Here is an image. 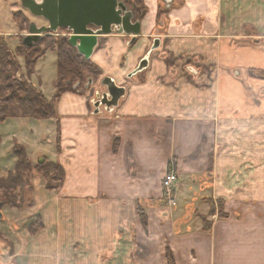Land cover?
Segmentation results:
<instances>
[{
    "label": "crops",
    "instance_id": "crops-1",
    "mask_svg": "<svg viewBox=\"0 0 264 264\" xmlns=\"http://www.w3.org/2000/svg\"><path fill=\"white\" fill-rule=\"evenodd\" d=\"M142 2L133 43L98 38L89 59L99 79L63 92L54 117L0 122L1 173L14 169L15 142L33 168L45 159L64 171L56 189L33 172L27 207H5L0 264H167V249L175 264H264V80L245 77L264 65V0ZM12 4L0 0L3 15ZM156 38L147 68L129 78ZM55 77L47 50L29 82L51 100ZM104 77L125 94L95 112Z\"/></svg>",
    "mask_w": 264,
    "mask_h": 264
},
{
    "label": "trees",
    "instance_id": "trees-1",
    "mask_svg": "<svg viewBox=\"0 0 264 264\" xmlns=\"http://www.w3.org/2000/svg\"><path fill=\"white\" fill-rule=\"evenodd\" d=\"M131 2L135 5L137 17L141 18L146 12L142 0H131ZM12 18L19 30L24 29L23 24L27 23V19L21 11L13 12ZM47 50H53L56 53V77L53 82L55 95L51 100H47L42 92L29 82V76L34 73L35 63ZM17 56H22L24 59L26 75L21 73ZM17 73L20 75L18 76ZM100 75L99 68L90 59H85L78 54L75 47L68 42L67 36L44 35L31 47L21 44L14 52L0 38V122L8 117L35 119L54 117L56 101L63 92H83L85 87L82 84L89 79L96 81ZM12 153L16 157V163L13 171L0 177L1 188L6 191L18 189L21 194L24 189L29 191L31 190L30 177L33 172H37L45 178L46 188L56 189L59 187L64 177V171L58 163L40 159L36 167L33 168L24 147L16 142L12 147ZM12 206L20 207L17 203ZM138 210L145 226V215L140 208ZM220 214L222 215V213ZM40 225V221L37 220L30 225L29 230L35 232L40 228ZM165 256L167 264H175L170 250H166Z\"/></svg>",
    "mask_w": 264,
    "mask_h": 264
},
{
    "label": "water",
    "instance_id": "water-1",
    "mask_svg": "<svg viewBox=\"0 0 264 264\" xmlns=\"http://www.w3.org/2000/svg\"><path fill=\"white\" fill-rule=\"evenodd\" d=\"M22 8L31 15L45 20L46 24L30 22L27 33L22 37V44L31 47L43 35L65 29L68 42L78 54L89 59L100 36L111 34L130 37V44L140 35L139 20L133 21L132 12L119 0H20ZM160 45V39L153 40L150 49L140 59L138 65L128 74L132 77L147 68L149 55ZM105 88L101 97L94 101L95 112L99 106L110 110L117 106L125 94V87L118 86L110 77L101 79Z\"/></svg>",
    "mask_w": 264,
    "mask_h": 264
},
{
    "label": "rangeland",
    "instance_id": "rangeland-1",
    "mask_svg": "<svg viewBox=\"0 0 264 264\" xmlns=\"http://www.w3.org/2000/svg\"><path fill=\"white\" fill-rule=\"evenodd\" d=\"M11 2L13 3L12 4L13 8L17 7L18 11H21V13H23V15L27 19V23L23 24L24 29L19 30V28H18L17 24L15 23V21L13 20V18H11L8 14L3 15L2 10H4V9L0 6V31H5V32L11 33L10 35L7 33H6L7 35H0V38L6 43L7 47L10 50L12 49L11 51L14 52L16 50V48H18L22 44V37L27 33V28H28V25L30 22H34L38 26L42 25V24H46V23H45L44 19L39 18V17H35V16L31 15L26 9L22 8V6L20 4V0H11ZM67 33L68 32L65 29H59V30H57L56 33H52V34H48V35H52L53 37L65 36V35L67 36ZM17 41H19V42H17ZM16 58L18 59L19 56H17ZM22 59H23V57H22ZM23 63H24V59H23ZM52 65H53V62H52ZM20 66L22 67L23 65H20ZM51 69L52 68H50V70ZM22 74L26 75V72H24V73L22 72ZM17 75L19 76L20 74L17 73ZM245 77L248 79L249 78H255V79L257 78L258 80H264V65L263 66H257V68H250V67L247 68ZM93 83H94V80H93ZM82 86H83V84H82ZM94 87H90V89L93 90ZM104 90H105V88L99 82L96 99H98L101 96V94ZM1 176H5V174L0 172V177ZM27 192H31V191H27L26 189H24V192L21 194L18 191V189L6 191L0 187V220H2V218L4 216L3 211L5 210L6 206L7 207H13L12 204L17 203L18 205H20V207H18V208L27 207V205H28L27 198H26V195H28ZM174 192H176L175 187H174L173 192H172V197H173V195H175ZM1 237H3V236H1Z\"/></svg>",
    "mask_w": 264,
    "mask_h": 264
},
{
    "label": "built area",
    "instance_id": "built-area-1",
    "mask_svg": "<svg viewBox=\"0 0 264 264\" xmlns=\"http://www.w3.org/2000/svg\"><path fill=\"white\" fill-rule=\"evenodd\" d=\"M178 180L177 173L174 169H168L162 179V186L164 190V197L168 200V202H172V192Z\"/></svg>",
    "mask_w": 264,
    "mask_h": 264
},
{
    "label": "flooded vegetation",
    "instance_id": "flooded-vegetation-1",
    "mask_svg": "<svg viewBox=\"0 0 264 264\" xmlns=\"http://www.w3.org/2000/svg\"><path fill=\"white\" fill-rule=\"evenodd\" d=\"M119 1H121V2H123V3L125 4L126 9H127L128 11L132 12V14H133V18H134V16H137V15H136V11H135V5H134V3L131 2V0H119ZM104 91H105V90H104ZM100 97H101V96H100ZM103 107H105V106L103 105Z\"/></svg>",
    "mask_w": 264,
    "mask_h": 264
}]
</instances>
